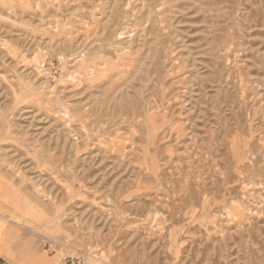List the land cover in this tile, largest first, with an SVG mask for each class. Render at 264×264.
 Returning <instances> with one entry per match:
<instances>
[{
  "label": "rangeland",
  "instance_id": "rangeland-1",
  "mask_svg": "<svg viewBox=\"0 0 264 264\" xmlns=\"http://www.w3.org/2000/svg\"><path fill=\"white\" fill-rule=\"evenodd\" d=\"M0 203L57 264H264V0H0Z\"/></svg>",
  "mask_w": 264,
  "mask_h": 264
},
{
  "label": "crops",
  "instance_id": "crops-1",
  "mask_svg": "<svg viewBox=\"0 0 264 264\" xmlns=\"http://www.w3.org/2000/svg\"><path fill=\"white\" fill-rule=\"evenodd\" d=\"M16 235L10 218L0 203V264H57L54 256L34 253L22 247H15Z\"/></svg>",
  "mask_w": 264,
  "mask_h": 264
},
{
  "label": "built area",
  "instance_id": "built-area-1",
  "mask_svg": "<svg viewBox=\"0 0 264 264\" xmlns=\"http://www.w3.org/2000/svg\"><path fill=\"white\" fill-rule=\"evenodd\" d=\"M64 264H88V263L85 261L84 257L75 256L67 259Z\"/></svg>",
  "mask_w": 264,
  "mask_h": 264
}]
</instances>
